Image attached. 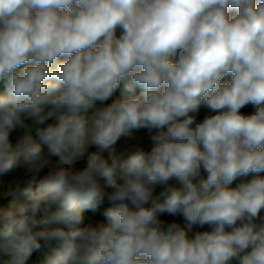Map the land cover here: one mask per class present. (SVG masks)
<instances>
[{
  "label": "clouds",
  "instance_id": "obj_1",
  "mask_svg": "<svg viewBox=\"0 0 264 264\" xmlns=\"http://www.w3.org/2000/svg\"><path fill=\"white\" fill-rule=\"evenodd\" d=\"M0 82V177L28 185L0 214L6 264L41 240L47 264H264V0H0ZM140 128L150 154L117 149ZM105 200L109 225L80 227Z\"/></svg>",
  "mask_w": 264,
  "mask_h": 264
},
{
  "label": "rangeland",
  "instance_id": "obj_2",
  "mask_svg": "<svg viewBox=\"0 0 264 264\" xmlns=\"http://www.w3.org/2000/svg\"><path fill=\"white\" fill-rule=\"evenodd\" d=\"M117 99V96L113 94V96L108 100L105 101L103 104H100V107H106L108 104H110L113 100ZM253 111V108L249 105L241 109V112L244 114H251ZM206 115H209V112L205 108H201L200 113L197 116V120H202ZM166 131V127L164 129ZM25 129L17 127L15 130H13L10 133V139L13 145H15L20 138L24 135ZM32 134L35 137V128L32 129ZM142 147L146 154H150L152 148L154 147V144L149 139V131L148 129H142L137 131H131L130 134L121 136L119 140L117 141L116 147L118 150H129L131 151L135 147ZM100 149L93 145L88 149V153L85 154L84 157L74 162L72 165H62L61 167L70 169L72 171H79L86 168L88 163V156L93 152H99ZM106 155V153H104ZM127 156V155H125ZM58 161V157L52 158V163L55 164ZM49 171V168H45L41 172V176L46 175ZM117 172H119V169H117ZM23 173V169L16 168L9 172L7 175L0 177V181H2V185H0V214H2L4 211L12 210L15 211L22 203L26 202L27 197L22 194V190L25 187H28L26 182H21L20 184V190L21 191H10L9 185L12 184L13 180L17 177H20ZM255 174L250 173L248 176L244 177H238L236 180L233 181L229 187L235 188L238 184L242 182H247L250 179L253 178ZM260 175L264 176V173H260ZM103 183V181H101ZM170 184L175 185L176 187H179L180 185L175 181H169ZM32 191H37V185H32ZM164 185H156L154 189V195H159V193L163 190ZM111 189H106V191H110ZM108 202V201H107ZM110 207L112 206L109 203ZM41 214V213H38ZM261 216H264V210L261 212ZM159 219L165 221V222H176L181 227L186 226L187 221L184 219L183 216H171L166 213L159 214ZM104 222V221H103ZM259 222V221H258ZM204 231H211V227L208 225H205L203 227L194 226L193 230L188 233L189 238H193L196 232H204ZM42 264V262H41Z\"/></svg>",
  "mask_w": 264,
  "mask_h": 264
},
{
  "label": "trees",
  "instance_id": "obj_3",
  "mask_svg": "<svg viewBox=\"0 0 264 264\" xmlns=\"http://www.w3.org/2000/svg\"><path fill=\"white\" fill-rule=\"evenodd\" d=\"M21 67H24L23 65ZM229 79V77H225V80ZM140 89L138 88L136 90V92L134 93V95H139L140 93ZM4 92V86L3 83L0 82V93ZM117 98L120 96V89L118 88L116 90V92L114 93ZM100 104H97V107ZM209 114H215V113H209ZM27 124L31 125V120L27 119L25 121ZM52 120L46 121L44 125H41L40 127H46L47 124L52 123ZM145 128H140V129H134L133 131H137V130H142ZM127 156L122 157V159H126ZM110 207L109 202H107V200L104 201V203H102L95 211H93L92 209H86L83 213L84 219L82 224L80 225V227H84L87 226L89 224L91 225H104V226H108L110 221L104 216V212ZM56 211V206L53 205L49 208V212L48 214L51 215L53 212ZM44 218V214H37V219L38 220H43ZM104 221V222H103ZM0 226H2V223H0ZM64 227L63 225H54V224H44V223H40L36 226V230H45V229H50L53 227ZM41 247L39 250H36L33 252L32 256L29 258V260L26 262V264H47V260L48 258L53 254L54 249L56 248V244L55 242L48 244L47 242L41 240ZM11 257L10 255L5 254L2 250H0V264H6V262L10 261Z\"/></svg>",
  "mask_w": 264,
  "mask_h": 264
},
{
  "label": "crops",
  "instance_id": "obj_4",
  "mask_svg": "<svg viewBox=\"0 0 264 264\" xmlns=\"http://www.w3.org/2000/svg\"><path fill=\"white\" fill-rule=\"evenodd\" d=\"M61 59H63V58H61Z\"/></svg>",
  "mask_w": 264,
  "mask_h": 264
}]
</instances>
